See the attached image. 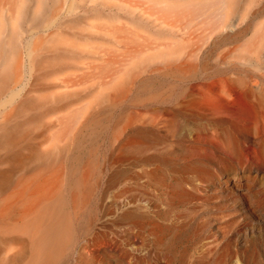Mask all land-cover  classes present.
Here are the masks:
<instances>
[{"label":"bare ground","instance_id":"6f19581e","mask_svg":"<svg viewBox=\"0 0 264 264\" xmlns=\"http://www.w3.org/2000/svg\"><path fill=\"white\" fill-rule=\"evenodd\" d=\"M28 1H23L15 17L9 18L7 22L0 21V264H76L77 257L83 264H89L93 196L98 195L99 209L104 206L105 188L102 179L106 164L105 156L99 151L102 144L105 146L106 141L111 150L118 153L125 146L123 134L131 136L129 139L139 134L138 124L142 120V107L139 109L140 101L137 99V94L132 92L143 89L146 80L156 77H174L180 82L193 79L197 83L185 88L186 94H180L181 99L178 101L177 98L171 102L169 109L166 104L163 109L167 108L168 110L165 111L174 117L179 113H185L188 105L202 102L206 107L207 115L215 122H232L227 116L228 113H233L229 103L236 95L231 94L235 89L234 81H236L239 82L238 85L244 93L237 95L253 101L255 108L264 107V94H262L264 70H259V74L247 76L248 82H243L232 75L218 78V70L206 72L207 61L218 65L219 62L225 63L234 59L237 63H255L264 66V44L262 41L252 44L259 32L264 33V0H144L141 3L147 1L146 5L148 1H150L149 5L151 1H155L153 3L155 6L151 5L158 13L171 11L175 20L173 24H169L170 28L165 25L167 30H148L142 22L140 23L135 9L126 10L125 21L129 23L128 25L141 29L145 32L144 35L148 36V39L141 38L136 51L126 49L121 51L120 48L127 47V44H131L135 39L129 40L117 36L109 37L106 43L109 45L104 49L80 48L85 47L81 45L83 41L86 47L88 41L91 44L89 32L81 37V34H78L80 39L83 37L88 39L87 42L74 41L78 46L54 47L55 45L48 44L50 38L47 43L34 44L32 51L29 53V48L27 51V66L33 82L32 84L29 82L31 89L19 95L15 102L10 103L6 101L7 96L22 85L25 77L26 64L22 52L24 49H20L22 38L31 32L39 35L49 16L60 19L63 10L62 1L66 4L65 0H36V5L33 6L27 4L30 3ZM85 1L81 3L84 4ZM122 8L117 6V13ZM102 10L103 8L100 11ZM109 10L108 18L116 19L115 11ZM85 14H88L87 11ZM85 14L83 13V16H86ZM71 16L70 19L67 17L69 20L56 21L59 22L58 26L55 25L56 28L60 29L64 24L74 26L76 20L72 19L73 15ZM81 17L82 15L79 16ZM19 18H22L23 22L30 23L28 30L22 27ZM65 18L66 16L63 17ZM79 25L83 24L79 23ZM73 28L77 30L76 27ZM85 28L83 25L79 31L84 29L85 32ZM86 29L87 32L89 27ZM109 32L110 29L107 34ZM136 39L139 38L136 36ZM53 42L57 44L59 41ZM248 45L250 47L244 51ZM124 57L130 62L126 63V69L123 70ZM83 60H94L99 63L87 62L85 68L72 64L73 61L82 64ZM61 61L65 63L60 64ZM199 62L202 63V73L204 72L201 78L196 77ZM45 65L47 68L52 67L50 74L61 76L60 80L63 78L61 81L67 87L73 85L72 82L77 77L101 76V79H104L103 86L113 93L102 94L98 102H94V98L83 100V97L79 96L80 101L76 103L79 106L74 109H72L75 104L74 99L78 96L74 94H59L50 99L51 103L36 105L35 101L29 98L31 94L28 93L36 91L38 79L49 73L44 71ZM231 65L234 66V63L232 62ZM83 69H91L92 72H84ZM123 75L128 77L123 80ZM215 75L218 79L212 84H218L219 90L218 94H211L206 91L208 89L200 83V80L210 76L215 78ZM129 76L130 78L133 76L132 79H129ZM258 81L262 83L261 86ZM60 111L67 112L59 117L56 116L59 124L57 135L50 139L46 147L48 141L46 136H40L38 145L28 141L29 131L35 121H39L42 115L51 113L56 115ZM50 125L49 123L46 126ZM46 126L42 125V128ZM130 144H134V141ZM43 145L44 147L40 148ZM228 145L237 151L236 143H228ZM261 153L264 155V146ZM99 157H101L100 161ZM117 158L119 160V156H115L114 163ZM262 166L264 173V165ZM252 204L253 209H251L255 215L252 222H255L253 223L256 226L255 231L263 233L264 204L259 203L257 199L252 201ZM259 218H262L261 222Z\"/></svg>","mask_w":264,"mask_h":264},{"label":"rangeland","instance_id":"374dc122","mask_svg":"<svg viewBox=\"0 0 264 264\" xmlns=\"http://www.w3.org/2000/svg\"><path fill=\"white\" fill-rule=\"evenodd\" d=\"M23 1L0 0V21L7 22L9 18L15 17ZM65 1L66 4L62 1L63 10L60 19L58 17L55 20L49 16L45 20L46 28L44 27L39 35L31 32L32 34L27 33L22 38L21 42L25 46L20 43V49H24L22 52L26 64L25 77L22 85L16 91L9 93L6 101L15 102L19 95L31 89L33 82L27 66V51L29 48L30 53L40 42L47 43L50 38L48 44L55 45L54 47L78 46L77 42L88 41L87 37L82 39L80 37L89 32L91 44L88 41L86 47L83 41L81 45L85 47L80 48L104 49L109 45L106 44L109 37L117 36L129 40L135 39L131 44H127V47L120 48L121 51H136L141 38L148 39V36L147 34L145 36V32L141 29L128 25L129 23L125 21L126 10L135 9L140 23L142 22L148 30H167L170 28L169 24H173L175 20L171 11L162 14L152 9L155 1H151L153 5H149L150 1L148 5L145 4L147 1L142 4L144 0H104L103 2L86 0L88 4L81 3L83 0ZM28 2L30 3L27 4L36 5V0ZM81 5H84V8ZM93 5L96 9H93ZM108 5L111 7L109 8ZM117 6L123 7L118 13ZM102 8L103 12L100 11ZM109 9L115 11L116 19L108 18ZM85 10L88 14H85ZM82 12L86 16H83ZM71 15H73L72 19L76 20L74 26L64 24L60 29L56 28L61 19L69 20ZM65 16L66 18L63 19ZM19 21L23 28L26 27L25 30L30 28V23L23 22L22 18H19ZM78 22L86 28L89 27V30L86 32L85 28L86 33L84 29L79 31L83 25H79ZM15 23L17 24V20ZM72 27H76L77 30ZM109 29L112 33L109 32L108 35ZM78 34H81L80 37ZM136 36L139 39H136ZM257 36L252 44L260 41L264 44V33L259 32ZM25 39L29 41L31 47ZM55 40L56 43L59 42L55 44L53 42ZM96 42L99 44L97 45ZM148 42L150 43V40ZM249 47L246 46L244 51ZM236 61L231 59L225 63L219 62L218 65L207 61L206 72L218 70V78L232 75L243 82H248L247 76L259 74V70H264L262 64H242ZM87 62L99 63L94 60H83L82 64H76V61L72 64L85 68ZM128 62L130 61L125 60L124 57L123 70L126 69ZM232 62L234 66L231 65ZM201 65L200 62L197 64L196 77L199 78L204 76ZM43 67L44 71L49 73L38 79L36 91L28 93L31 94L29 98H32L36 105L51 103L50 99L59 94H74L78 95L74 99L75 104L72 106L74 109L79 106L76 104L80 101L79 96L83 97V100L94 98L93 101L98 102L102 94L113 93L103 86L104 79H101V76L77 77L72 82L74 84L67 87L61 81L63 78L60 80L61 76L50 74L52 67L47 68L46 65ZM83 71L92 72L91 69H83ZM134 74L136 75L137 72ZM223 74L225 76H222ZM130 76L129 79H132L133 76L131 78ZM126 77L128 76L123 75V80ZM217 77L216 75L215 78L204 77L205 80H200V83L205 85L207 92L218 94V84H212L218 79ZM194 83L197 82L193 79L180 82L174 77L146 80L143 89L132 92L137 94V99L140 101L139 109L142 107V120L138 124L139 134L130 139L131 136L123 134L125 146L118 153L112 151L106 141L105 146L101 143L99 153L105 156L106 164L102 179L105 188L104 206L99 209L98 195H94L89 264H264V232H256V226L253 224L255 222H252L255 218L252 201L257 199L259 203L264 204V173L261 168L264 165V155L261 153L264 146V107L255 108L253 101L237 95L244 93L238 85L239 82L234 81L235 89L231 94L236 95L229 103L233 113L230 112L227 116L232 122H215L207 115L206 107L202 102L188 105L185 113L170 116L165 111L170 108V103L177 98L179 101L180 94H186L185 88ZM258 83L262 85L260 81ZM165 104L168 109H163L166 107ZM155 109H158L157 113ZM66 112L42 115L39 121L32 124L28 141L38 145L40 136H46L48 138L46 147L50 139L57 135L59 126L57 118ZM49 123L51 125L46 126ZM42 125L46 127L42 128ZM214 129L219 137L214 134ZM210 131H214L213 134ZM131 141H134V144L131 145ZM228 143H236L237 151H234ZM43 147L44 145L40 146ZM115 156H119V160L117 158L114 163ZM261 220L262 218H259L260 222ZM76 264H83L79 257L76 258Z\"/></svg>","mask_w":264,"mask_h":264}]
</instances>
